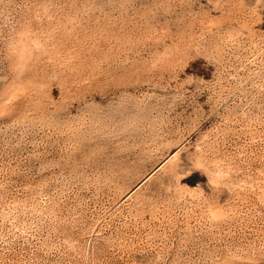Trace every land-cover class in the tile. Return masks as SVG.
<instances>
[{
    "label": "rangeland",
    "instance_id": "374dc122",
    "mask_svg": "<svg viewBox=\"0 0 264 264\" xmlns=\"http://www.w3.org/2000/svg\"><path fill=\"white\" fill-rule=\"evenodd\" d=\"M0 264H264V0H0Z\"/></svg>",
    "mask_w": 264,
    "mask_h": 264
}]
</instances>
